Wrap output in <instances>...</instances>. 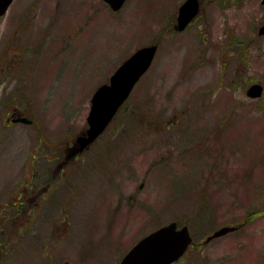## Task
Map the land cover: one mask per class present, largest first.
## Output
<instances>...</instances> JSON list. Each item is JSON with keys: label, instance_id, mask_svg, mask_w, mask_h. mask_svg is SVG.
<instances>
[{"label": "rangeland", "instance_id": "1", "mask_svg": "<svg viewBox=\"0 0 264 264\" xmlns=\"http://www.w3.org/2000/svg\"><path fill=\"white\" fill-rule=\"evenodd\" d=\"M182 1L127 0L113 13L101 0H13L0 17L1 264H119L171 221L195 239L174 264H264V6L201 0L180 33ZM149 44L150 69L86 155L65 158L69 175L43 184V223L28 225L20 174L71 153L92 94ZM254 83L259 99L246 95ZM19 113L34 124L9 126Z\"/></svg>", "mask_w": 264, "mask_h": 264}, {"label": "water", "instance_id": "2", "mask_svg": "<svg viewBox=\"0 0 264 264\" xmlns=\"http://www.w3.org/2000/svg\"><path fill=\"white\" fill-rule=\"evenodd\" d=\"M114 12L119 11L126 0H103ZM264 5V0H260ZM13 0H0V17H2ZM198 0H185L181 3L177 13L176 29L181 32L186 25L192 21L199 11ZM258 35H264V24L259 27ZM157 45H149L138 48L111 74L108 83L101 85L92 95L90 111L86 117L88 127L85 134L78 136L75 143L82 151L86 146L93 143L102 134L113 116L121 108L120 106L128 99L131 90L139 81L140 77L150 68L152 60L157 52ZM248 98H259L262 95V87L259 84H252L246 90ZM19 121L30 123L25 118H18ZM16 120V121H18ZM236 226L217 229L205 240L206 243L234 232ZM189 227L186 225L177 226L175 222L157 228V230L146 234L135 245L130 248L119 264H172L180 259L191 245Z\"/></svg>", "mask_w": 264, "mask_h": 264}, {"label": "flooded vegetation", "instance_id": "3", "mask_svg": "<svg viewBox=\"0 0 264 264\" xmlns=\"http://www.w3.org/2000/svg\"><path fill=\"white\" fill-rule=\"evenodd\" d=\"M195 20H193V21H195ZM19 117H25V116H23L21 114H18V115L12 114L10 117V121L7 124L9 126H11L13 124L14 125L23 124L25 126L31 125V124L26 125V124L20 123V122L13 123L12 120H16ZM31 122L34 124L33 119L31 120ZM93 144H95V143H93ZM92 145L87 147L82 152L78 151L77 145H75L76 146L75 148H72V146H71L68 148L69 150H71V153H67V151H65L64 155H61V158H56V160H54V162H49L48 165L43 166L42 168H37L36 166L33 165V168L31 169L32 172L30 174V178H32V179H30L29 181H26L23 178L25 176L24 173H22L24 175L20 174V178L22 179L23 183L26 184V186H24V188L22 189L25 192V194L21 190L22 196L21 197L17 196V198L15 197L16 200L20 201V203H18L20 208L19 207L15 208L16 212H17L16 215L19 216L23 213V215H25V219H27L28 225H31V226H32L31 222L34 220V218L36 216H38L42 222L41 207L43 205V202L41 200V197H44V194H40L39 191H40V189H42L43 191L45 190V189H43V184H49L52 180H54V178H58V177L64 178L63 176L65 174L69 175L70 171H72L73 165L71 163L70 164L68 163L71 160L65 159V158H67V156H69V155H72V157L73 156L75 157V161H76L78 156L86 155L85 153H86L87 149H89ZM25 182H30V183H25ZM29 184H31V186L33 187L32 188L33 190H31L32 194H29L27 192L29 190L27 188V186ZM17 220H18V217H17ZM3 247H4L3 243L0 241V264L2 263V259H3V257H2Z\"/></svg>", "mask_w": 264, "mask_h": 264}, {"label": "trees", "instance_id": "4", "mask_svg": "<svg viewBox=\"0 0 264 264\" xmlns=\"http://www.w3.org/2000/svg\"><path fill=\"white\" fill-rule=\"evenodd\" d=\"M207 213V207L203 206L202 208L200 207H197L195 209V212H194V216H199V217H204L203 215H205Z\"/></svg>", "mask_w": 264, "mask_h": 264}]
</instances>
